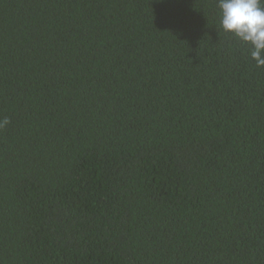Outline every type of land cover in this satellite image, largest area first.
I'll list each match as a JSON object with an SVG mask.
<instances>
[{"label":"trees","instance_id":"16d2710c","mask_svg":"<svg viewBox=\"0 0 264 264\" xmlns=\"http://www.w3.org/2000/svg\"><path fill=\"white\" fill-rule=\"evenodd\" d=\"M217 0H0V264H264V67Z\"/></svg>","mask_w":264,"mask_h":264},{"label":"clouds","instance_id":"9594fccd","mask_svg":"<svg viewBox=\"0 0 264 264\" xmlns=\"http://www.w3.org/2000/svg\"><path fill=\"white\" fill-rule=\"evenodd\" d=\"M220 27L251 45L250 56L257 67H264V0H217ZM10 119H0L3 130Z\"/></svg>","mask_w":264,"mask_h":264}]
</instances>
